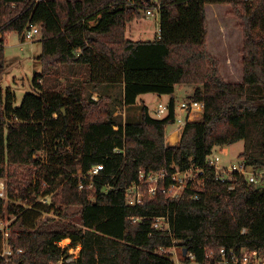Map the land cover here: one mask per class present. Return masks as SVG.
I'll return each instance as SVG.
<instances>
[{
	"label": "trees",
	"instance_id": "16d2710c",
	"mask_svg": "<svg viewBox=\"0 0 264 264\" xmlns=\"http://www.w3.org/2000/svg\"><path fill=\"white\" fill-rule=\"evenodd\" d=\"M143 1L151 0H0V67L7 33L22 35L39 25L42 35L36 91L15 106V92L0 83V178H7L10 198L0 196V219L27 210L12 200L38 207L37 199L50 193V206L59 214L69 215L64 207H80L69 216L79 217L81 225L48 229L22 223L13 231L10 240L24 249L22 261L51 264L67 252L58 245L65 238L71 246L82 245L79 264H175L171 253L158 249L177 245L185 263L210 264L208 251L221 247L264 253V188L238 172L232 180H219L215 167L206 163L215 146L244 139L239 156L253 170L264 169V0H160L159 35L133 40L127 25L142 16ZM208 3L230 4L241 19V82L226 81L219 59L208 51ZM78 66L86 67L84 82L95 89L124 84L127 104L143 93L169 94L167 116L156 118L143 104L138 121L118 120L108 96L87 97L85 86L69 78L67 72ZM179 83L200 85L190 98L204 102L203 118L189 121L180 141L169 144L166 129L176 119ZM38 151L46 158H36ZM173 162L182 169L205 168L198 199L187 189L171 202L161 192L142 205L126 204V188L141 169L154 171ZM97 164L104 169L93 187L80 189L74 173ZM23 168L35 173L36 184L22 176ZM230 182L235 188L228 187ZM168 212L172 233L155 230L153 216ZM132 216L143 218L134 222ZM2 237L0 228V243ZM0 264L6 263L0 259Z\"/></svg>",
	"mask_w": 264,
	"mask_h": 264
},
{
	"label": "rangeland",
	"instance_id": "374dc122",
	"mask_svg": "<svg viewBox=\"0 0 264 264\" xmlns=\"http://www.w3.org/2000/svg\"><path fill=\"white\" fill-rule=\"evenodd\" d=\"M232 6L230 4L222 3H208L206 5V13L208 20V51L213 56L217 57L220 61V72L224 79L229 82H241L243 80V53L244 48V30L241 26V19L232 13ZM159 14L148 16L144 11L140 18H136V23H138L141 31L135 34V38L138 40H148L154 39L158 36L160 31V19ZM134 21V20H133ZM132 22V21H131ZM130 23V22H129ZM128 23V24H129ZM132 25V24H130ZM128 27V25H127ZM42 35H38L34 40H25L18 31H12L6 34L7 42L5 45V64L0 67V83L5 90L10 88L16 94L15 106H20L26 93L30 91H36L34 86V77L37 73L42 72V64L38 59L39 54L42 52V42L39 38ZM1 37V35H0ZM68 71V70H67ZM74 72V73H73ZM73 72H67L71 80L78 82V84H83L86 88L87 97H97L104 96L108 88L104 87L103 92L99 89L93 88L90 84L86 85L84 80L88 77L86 67L78 66ZM73 73V74H71ZM62 82L66 81V75L62 74ZM52 85H56V79L51 80ZM51 83H48L49 85ZM191 86L180 87L175 92L176 105H179L183 100H189L194 90L192 85L197 88V84H186ZM195 88V89H196ZM105 91V92H104ZM112 95L110 104L114 111V115L118 120L125 122L128 121H138L141 115V107L144 103L139 101L137 105L126 106L123 101V90L122 86H114L110 91ZM103 94V95H102ZM146 102L154 107H158L159 102H165L168 100V96L159 97L153 92L145 93L142 96ZM142 103V104H140ZM140 109V111H139ZM203 114L194 117L193 119L200 120ZM178 125L174 123L169 124L166 129V136L169 139L170 135L174 133V129ZM181 131L179 132V135ZM179 139L177 133H174L173 140ZM169 143V142H168ZM245 141L244 139L229 146V153L225 154L223 148H215V154L219 155L221 160V165H228L230 163H238L242 158L238 156V152L244 149ZM39 157L41 159L46 158L44 151L40 152ZM34 174L29 168L22 169V176L27 177L30 181L34 183ZM7 185L8 180L5 178ZM258 187L264 188V179L259 180L257 183ZM54 196L51 195L47 203L41 201V206L35 207L34 204H29L22 199L12 200L18 204L24 205L26 211L18 217V215L6 213L3 219H0L1 226L5 230L10 231V236L12 232L18 230L22 227V223L31 224L35 227L40 225L45 228L52 229H62L69 225V223H74L76 225H81L79 217L69 216L75 212H78L80 207L69 206L64 207L63 212L68 213V216H64L61 213L55 211L50 205L52 204V199ZM7 199H10L7 197ZM39 199V198H38ZM37 199V200H38ZM35 207V208H34ZM71 243L70 238H65L61 241V244L67 245ZM181 245H177L172 248V253L170 248L168 252L172 254V258L175 264H199L196 261L191 263H185L178 257V249Z\"/></svg>",
	"mask_w": 264,
	"mask_h": 264
},
{
	"label": "built area",
	"instance_id": "2783aa9c",
	"mask_svg": "<svg viewBox=\"0 0 264 264\" xmlns=\"http://www.w3.org/2000/svg\"><path fill=\"white\" fill-rule=\"evenodd\" d=\"M42 1V0H38ZM143 11L148 15L159 14L160 17V0L143 1ZM38 35H41V28L39 25H31L24 29L22 36L25 40H34ZM98 99L97 97H93ZM204 102L194 99L183 100L175 107V124L178 126L174 129L175 132L183 133L185 125L192 121L194 117H198L203 114ZM120 151L119 148H116ZM215 148L211 153L207 155L206 163L209 166L215 167L216 177L219 180H232L233 173L238 172L243 175L249 182H258L264 179V169L253 170L250 168L245 160H240L238 163H230L228 165L220 164V156L215 154ZM224 150V149H223ZM42 151H38L35 157L38 158ZM225 154H227L224 151ZM104 169L103 164H97L87 172L79 169L74 175L78 178V186L80 189H84L86 186L92 188L96 177ZM205 168L203 167H189L182 169L177 163L173 162L168 167H163L154 171H146L141 169L139 171L138 180L134 181L130 186L126 188L125 200L127 205H142L146 198H154L163 192L167 194L169 201L179 200L184 197V193L187 189H192L195 192L190 196L193 199L199 198V191L205 186L203 175ZM36 182V180H35ZM34 182V183H35ZM36 184V183H35ZM43 185H48V181H44ZM228 187L230 189L235 188V184L230 182ZM52 193L47 195H41L38 201L47 203ZM0 196L7 197V182L5 178H0ZM143 217L132 216L131 219L134 222H140ZM1 221V220H0ZM152 227L155 230L162 233H172L171 228V216L169 212L164 215L153 216ZM3 232L2 241L0 243V259H3L6 264H30L20 259L24 253L23 248H15L10 240V231L5 230L1 226ZM244 229L243 231H245ZM62 241V240H61ZM58 242V245L67 250L62 256L53 261L51 264H79L78 259L81 254L82 245L71 246V243L64 245ZM172 253V248L170 247ZM158 253H168V248L160 247ZM189 257L195 259V254L189 252ZM210 264H264V253L261 249H251L249 247L241 248H226L221 247L218 250L211 249L208 251Z\"/></svg>",
	"mask_w": 264,
	"mask_h": 264
},
{
	"label": "crops",
	"instance_id": "0c3cea01",
	"mask_svg": "<svg viewBox=\"0 0 264 264\" xmlns=\"http://www.w3.org/2000/svg\"><path fill=\"white\" fill-rule=\"evenodd\" d=\"M130 24H132V25H130ZM140 31H141V29H140L138 23H136V20H134V21H132V22H130V23L128 24V27H127V37H129V38H131V39H133V40H138L139 38H135V34H137V32L140 33ZM158 35H159V34H158ZM148 40H152V39H148ZM39 55H40V54H39ZM118 85L122 86V90H123V101H124V95H125V85H124V84H108V85H105V86H103V87H101V88H99V89L103 92V88H104V87H105V88L107 87V88H108V91H107V92L104 91L105 93H103V94H105L104 96H108V97H109L110 95H112L109 91H110L114 86H118ZM178 86H180V87H186V86H191V85H186L185 83H179V84H177L176 87H175V92H176V90H178ZM192 88L194 89V90L192 91V94H193V92L195 91V88H196V87H194V86L192 85ZM99 89H98V90H99ZM153 93L157 94L159 97H161V96H168V100L165 101V102H159L158 107H156V108L154 109V107L150 106V105L146 102V100H144V98H142V96L145 95V93H143V94L139 95L137 102H136L135 104H132V105H137L139 101H141V102L144 101L143 104H146V105L149 107L150 112H151V114H152L154 117H156V118H163V117L167 116V114H168V112H169V102H170V98H171V96H170L169 94H160V93H157V92H153ZM103 94H102V95H103ZM192 94H191V95H192ZM110 100H111V98H110ZM176 101H177V100H176ZM124 103H125V102H124ZM140 104H142V103H140ZM125 105H126V106H130L131 104H127V103H125ZM132 105H131V106H132ZM139 111H140V109H139ZM116 116H117V115H116ZM194 120H195V119H192V121H194ZM125 122H127V120H126ZM174 133H177V132L174 131ZM174 133H172V134L170 135L169 139L167 138V142H169V144H177V143L180 141V139H181L182 133H181L180 135H179V133H177L178 136H179V139H177L176 141L173 140V135H174ZM229 146H231V145H227V146L217 145V146H215V148H223L225 152L229 153V150H230V149H229ZM243 150H244V149H242V150L240 149V150H239V152L237 153L238 156L240 155L241 152H243Z\"/></svg>",
	"mask_w": 264,
	"mask_h": 264
},
{
	"label": "water",
	"instance_id": "95a60500",
	"mask_svg": "<svg viewBox=\"0 0 264 264\" xmlns=\"http://www.w3.org/2000/svg\"><path fill=\"white\" fill-rule=\"evenodd\" d=\"M187 251H188V249H187V248H185V249H184V253L186 254V253H187Z\"/></svg>",
	"mask_w": 264,
	"mask_h": 264
},
{
	"label": "bare ground",
	"instance_id": "6f19581e",
	"mask_svg": "<svg viewBox=\"0 0 264 264\" xmlns=\"http://www.w3.org/2000/svg\"><path fill=\"white\" fill-rule=\"evenodd\" d=\"M63 241V240H62Z\"/></svg>",
	"mask_w": 264,
	"mask_h": 264
}]
</instances>
